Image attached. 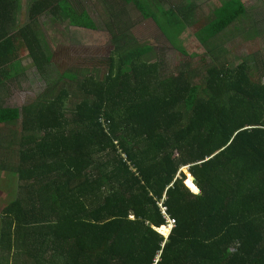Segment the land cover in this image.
Returning a JSON list of instances; mask_svg holds the SVG:
<instances>
[{"label": "trees", "instance_id": "16d2710c", "mask_svg": "<svg viewBox=\"0 0 264 264\" xmlns=\"http://www.w3.org/2000/svg\"><path fill=\"white\" fill-rule=\"evenodd\" d=\"M21 1L0 0V170L15 189L0 214V264H264V51L231 63L249 0L209 13L186 0H33L16 22ZM90 2L112 12L109 57L6 105L24 60L43 71L38 22L93 33ZM138 11L173 27L159 31L177 69L171 49L131 35ZM169 223L166 239L156 229Z\"/></svg>", "mask_w": 264, "mask_h": 264}, {"label": "rangeland", "instance_id": "374dc122", "mask_svg": "<svg viewBox=\"0 0 264 264\" xmlns=\"http://www.w3.org/2000/svg\"><path fill=\"white\" fill-rule=\"evenodd\" d=\"M262 1L249 0V2L247 3V10L252 14L247 20H245L243 24L247 23L245 26V31L247 30V33L249 35H247L246 38H244V41L240 43L241 48L238 49L237 52H235L234 61L231 62L234 65L239 63L242 58L247 57V54L249 52L263 53L264 51V10H262L261 8ZM32 2L33 0L21 1L19 12H17L16 15V22L20 21L22 15L29 12ZM186 2L200 3V0H186ZM93 3L94 2H90V7H87L90 12V17L93 22H95V24L97 23L96 26L98 27V29L111 28L110 26L104 27V23L106 24V21L104 19H107L106 8L103 6H101L100 8H95ZM202 3L203 2H201V4ZM208 3L212 4V2ZM208 3L206 1V3H203L201 5L203 7V11H207V13L210 12L208 10ZM151 7L153 6H150V8ZM154 12L157 13L156 11ZM160 18L167 22L171 20L169 19L168 15L164 14H161ZM133 21H136L137 26L135 28V37L139 39L140 43L142 45H155L154 41H158L167 50L171 49L168 55H166L167 64L169 65V67H171L168 69L169 71L177 69L180 60L177 63L175 52L172 50L173 48L159 31L166 30V32H172L174 30L173 27L170 26L166 29L163 25H157V23H155L152 18H144L141 11L137 12V17H134ZM129 23L132 24V19H129ZM251 29L253 30L252 33ZM255 30L257 34H255ZM36 34L44 43L48 45V50L44 49L45 62L43 63V71H38V68L35 67V65L33 66L32 60H24L20 65L19 75L17 76V78L12 79L10 82L11 87L8 95L3 96V98L5 99V104L8 106L22 107L23 105L36 99H41L44 95H46L47 87H49L50 90L51 87L58 85L60 80H63L62 76L69 71L71 64L73 65L75 63L76 66L81 65L80 63L83 62L84 59L89 60L90 57L93 56H98L99 59L103 58V56L109 57L107 55L112 48V43H107L105 38L100 36L99 32L90 33L87 30L74 28L68 26L64 22L59 21L56 25L55 23L51 22L49 18L40 20L38 22V25L36 27ZM100 37L104 40L103 45H99ZM49 45L51 47L50 51ZM62 48H69L68 53L64 52ZM66 54L70 55V57H67ZM49 55H51L52 58L50 61H47L46 58ZM196 62H198V59H196ZM100 78L101 74L98 73V79ZM80 97L81 96L71 98L72 105H70L71 103L69 102L67 103L69 109L73 107V103H76V101ZM18 125L19 123L16 124V126ZM6 131L10 130L6 129ZM5 161L6 157L4 158L3 162L5 163ZM187 171L189 170L184 169L183 173L188 178L189 175L185 173ZM11 181L12 175L10 171L0 170V214L1 210L13 198H15V196H12L13 194H15L13 193L15 192V189L9 187Z\"/></svg>", "mask_w": 264, "mask_h": 264}, {"label": "crops", "instance_id": "0c3cea01", "mask_svg": "<svg viewBox=\"0 0 264 264\" xmlns=\"http://www.w3.org/2000/svg\"><path fill=\"white\" fill-rule=\"evenodd\" d=\"M206 1H207V3L208 2H212V4L211 3H208V6H209V9L208 10L211 12L212 10H219L221 7H228L229 6V3L233 2L234 0H214V1L213 0H200V3L199 2H196V3L201 7L202 11H203V7L201 5L203 3H206ZM201 2H203V3L201 4ZM248 2H246V4H245L246 7H247V3ZM117 8L118 9L120 8L121 10H123L125 12H132L133 11V4L127 5L126 7L123 4L122 6H120V7L118 6ZM203 12L207 13V11H203ZM156 14H157L158 18H160L161 13L158 11V9H157V13ZM106 16H107V19H104L106 21V24L104 23V27L110 26L111 28H101V29H99L97 31H94V33L99 32L100 33V36L101 37H104L106 41H111L112 35H113V23L110 20V16H112V12H106ZM130 19H132V22H133L134 17L133 18L131 17ZM128 22H129V20H128ZM155 23H156V21H155ZM96 25H97V23H96ZM234 26L238 28L239 27V23L237 22ZM136 27L137 26L135 25L134 28H136ZM238 33H239V29H238ZM131 35L132 36L133 35L135 36L136 35V30H135V34L132 32ZM101 37L99 38V45H103V43H104V40Z\"/></svg>", "mask_w": 264, "mask_h": 264}, {"label": "bare ground", "instance_id": "6f19581e", "mask_svg": "<svg viewBox=\"0 0 264 264\" xmlns=\"http://www.w3.org/2000/svg\"><path fill=\"white\" fill-rule=\"evenodd\" d=\"M184 169L189 170L188 167H185ZM184 169H182V171H183ZM185 173L189 175L188 178H187V180H186V184H187V186L189 187V189H192L195 193L200 192V190L198 189V187H197L196 184H195V181H196L195 177L192 176L191 173H189V171H187V172H185ZM173 225H174V224H173ZM172 228H173V227L162 226V227L158 228V230H159L164 236L167 237V236H169L170 231H171Z\"/></svg>", "mask_w": 264, "mask_h": 264}, {"label": "clouds", "instance_id": "9594fccd", "mask_svg": "<svg viewBox=\"0 0 264 264\" xmlns=\"http://www.w3.org/2000/svg\"><path fill=\"white\" fill-rule=\"evenodd\" d=\"M181 172H183V171H181ZM186 179H187V177H186ZM185 182H186V180H185ZM186 185V184H185ZM187 186V185H186ZM188 187V186H187ZM189 189V188H188ZM189 190H191L193 193H195L192 189H189ZM200 193V192H199ZM195 194H198V193H195ZM8 195H9V193H8ZM167 200V197H166V195H164V197H163V199H162V201L161 202H159V207H160V204L161 203H165V201ZM164 206H165V204H164ZM166 207V206H165ZM161 209V208H160ZM161 235H163L158 229H156ZM170 235V234H169ZM164 236V235H163ZM166 239L168 238V236L166 237V236H164Z\"/></svg>", "mask_w": 264, "mask_h": 264}, {"label": "built area", "instance_id": "2783aa9c", "mask_svg": "<svg viewBox=\"0 0 264 264\" xmlns=\"http://www.w3.org/2000/svg\"><path fill=\"white\" fill-rule=\"evenodd\" d=\"M160 208L162 210V213L164 215H167V207H165L163 203L160 204ZM173 226H174L173 224L169 223V227H173Z\"/></svg>", "mask_w": 264, "mask_h": 264}]
</instances>
